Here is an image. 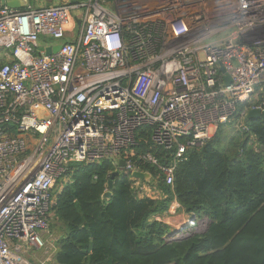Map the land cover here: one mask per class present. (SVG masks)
I'll use <instances>...</instances> for the list:
<instances>
[{
    "label": "built area",
    "instance_id": "obj_1",
    "mask_svg": "<svg viewBox=\"0 0 264 264\" xmlns=\"http://www.w3.org/2000/svg\"><path fill=\"white\" fill-rule=\"evenodd\" d=\"M33 2L0 5V264H29L22 246L45 248L51 191L70 166L123 161L137 197L157 199L152 176H132L147 173L132 162L138 130L170 154L165 165L137 156L170 186L240 103L236 128L264 115V0ZM66 37L39 52L41 38Z\"/></svg>",
    "mask_w": 264,
    "mask_h": 264
},
{
    "label": "trees",
    "instance_id": "obj_2",
    "mask_svg": "<svg viewBox=\"0 0 264 264\" xmlns=\"http://www.w3.org/2000/svg\"><path fill=\"white\" fill-rule=\"evenodd\" d=\"M246 108L188 152L170 186L137 158L165 165L170 154L153 146L150 127L137 131L132 162L152 176L157 199L138 198L123 173L109 189L110 161L70 166L51 191L49 227L60 234L53 264H264V115L236 128ZM178 212L190 221L180 232L163 220Z\"/></svg>",
    "mask_w": 264,
    "mask_h": 264
},
{
    "label": "rangeland",
    "instance_id": "obj_3",
    "mask_svg": "<svg viewBox=\"0 0 264 264\" xmlns=\"http://www.w3.org/2000/svg\"><path fill=\"white\" fill-rule=\"evenodd\" d=\"M31 4L33 5V0H30ZM48 1V2H47ZM56 0H39V2L42 5H47V4H54ZM61 2H63V0H61ZM1 66V64H0ZM48 115L46 113H44L40 119L44 120L47 119ZM55 189H59L60 188V184L58 183V185H56V187H54ZM53 188V189H54ZM184 219V217L178 212L175 213L174 216L172 217H165L163 220L166 224H168L169 226H172L174 228H178L181 224L184 223V225H188V223L190 221H184L182 222ZM182 222V223H181ZM54 219L52 216H50V225H53ZM181 227V226H180ZM204 228V224L200 225L199 230H202ZM44 240H45V248L41 249V250H35V249H31L30 247L27 246H22L21 249V255L24 256V258L28 261L29 264H41V263H46V264H53V260L51 258V255L54 254L55 252V245L54 243L57 241V239L60 237V234H58L57 231H55L54 229H51V227H49L48 229V233L44 234ZM46 248L49 249V254L46 250Z\"/></svg>",
    "mask_w": 264,
    "mask_h": 264
},
{
    "label": "water",
    "instance_id": "obj_4",
    "mask_svg": "<svg viewBox=\"0 0 264 264\" xmlns=\"http://www.w3.org/2000/svg\"><path fill=\"white\" fill-rule=\"evenodd\" d=\"M76 0H72V2L74 3ZM28 4V0H0V5L1 6H6L8 8L11 9H18V8H25ZM49 5V4H47ZM76 25L80 26V22L76 21ZM60 46H57L55 48H50V49H46V50H40V52L44 53L45 56H50L52 54H55L58 50H59ZM228 84V82H227ZM262 117V115L260 114V112L258 111H250L247 115H246V122H249L251 120H257L260 119ZM125 164L123 161H120L118 163V170L113 172V174L111 175V180L108 183V187L109 189L112 188V179L115 177L120 176L122 169L124 168ZM132 176L140 181H144L146 183H149L150 179H151V175L149 173H141V172H134L132 174ZM110 193L106 192L103 195V199H109L110 198Z\"/></svg>",
    "mask_w": 264,
    "mask_h": 264
},
{
    "label": "crops",
    "instance_id": "obj_5",
    "mask_svg": "<svg viewBox=\"0 0 264 264\" xmlns=\"http://www.w3.org/2000/svg\"><path fill=\"white\" fill-rule=\"evenodd\" d=\"M71 40L69 39V38H65V40L64 41H60V42H50L49 40H45V39H43V38H41V40H40V42H39V52H40V50H46V49H50V48H55V47H57V46H60V44L61 43H63V42H70ZM9 57H8V54L7 53H5V52H0V64H6V63H8V61H9V59H8ZM186 220V218H184L183 219V221L182 222H184ZM181 222V223H182ZM180 226H184V223L183 224H181ZM180 226L178 227V228H180ZM175 227V226H174ZM173 227V228H174ZM177 228V229H178ZM176 229V228H175ZM46 250H47V252H48V254H49V249L48 248H46ZM56 251V250H55ZM54 254H55V252H54ZM54 254H52L51 255V258H52V260H53V258H54Z\"/></svg>",
    "mask_w": 264,
    "mask_h": 264
},
{
    "label": "clouds",
    "instance_id": "obj_6",
    "mask_svg": "<svg viewBox=\"0 0 264 264\" xmlns=\"http://www.w3.org/2000/svg\"><path fill=\"white\" fill-rule=\"evenodd\" d=\"M182 227V226H181ZM184 227V226H183Z\"/></svg>",
    "mask_w": 264,
    "mask_h": 264
}]
</instances>
